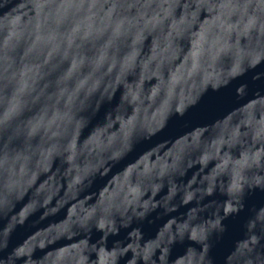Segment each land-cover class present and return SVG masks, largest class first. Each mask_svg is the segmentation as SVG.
<instances>
[{
  "label": "water",
  "instance_id": "water-1",
  "mask_svg": "<svg viewBox=\"0 0 264 264\" xmlns=\"http://www.w3.org/2000/svg\"><path fill=\"white\" fill-rule=\"evenodd\" d=\"M0 264H264V0H0Z\"/></svg>",
  "mask_w": 264,
  "mask_h": 264
}]
</instances>
